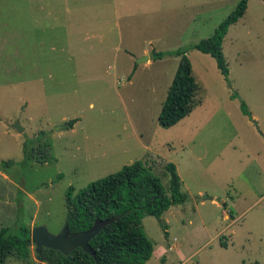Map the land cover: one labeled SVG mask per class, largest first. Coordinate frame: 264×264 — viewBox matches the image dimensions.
Returning <instances> with one entry per match:
<instances>
[{
    "label": "rangeland",
    "instance_id": "obj_1",
    "mask_svg": "<svg viewBox=\"0 0 264 264\" xmlns=\"http://www.w3.org/2000/svg\"><path fill=\"white\" fill-rule=\"evenodd\" d=\"M240 1L0 0V229L57 235L70 188L75 197L136 161L169 195L172 163L188 198L142 219L154 246L146 264H264V1L249 0L223 38L228 79L193 49ZM178 50L196 104L163 128ZM30 140L54 161L25 162ZM6 264L39 262L32 246L29 262Z\"/></svg>",
    "mask_w": 264,
    "mask_h": 264
},
{
    "label": "trees",
    "instance_id": "obj_2",
    "mask_svg": "<svg viewBox=\"0 0 264 264\" xmlns=\"http://www.w3.org/2000/svg\"><path fill=\"white\" fill-rule=\"evenodd\" d=\"M249 0H241L218 26L212 36L200 41L193 49L210 55L217 69L228 79L229 71L222 52V41L228 28L241 19L248 8ZM264 1V0H263ZM186 50L174 53L179 57L176 74L168 88L162 104L158 122L163 128H171L192 112L196 101L198 85L192 74V65ZM165 54L153 52L151 59L159 60ZM234 97L239 98L237 95ZM242 113L251 117L243 101H240ZM77 120L66 122L65 127L72 129ZM42 132L39 136L44 135ZM36 139H38V137ZM30 140L23 148L24 161L38 164L54 161L51 153H34ZM49 150L51 145L46 143ZM169 173V195L161 180L151 173L145 164L136 161L122 167L116 173L91 183L71 197L73 189L66 194L65 226L69 234L82 233L100 224V232L89 243L91 253L81 248L68 256L59 251L42 248L36 252L31 243V232L21 229L12 234L10 229H0V264H6L9 258L27 263L34 247V257L39 264H146L152 257L154 246L143 231L142 219L147 216L160 219L172 206L183 205L187 195L181 189V180L172 163L165 165ZM165 229V228H164ZM167 233H165L166 236ZM225 247L224 243H221Z\"/></svg>",
    "mask_w": 264,
    "mask_h": 264
},
{
    "label": "water",
    "instance_id": "obj_3",
    "mask_svg": "<svg viewBox=\"0 0 264 264\" xmlns=\"http://www.w3.org/2000/svg\"><path fill=\"white\" fill-rule=\"evenodd\" d=\"M144 60H147L145 57ZM18 132H22L19 124L15 125ZM100 224H96L91 230L82 233L69 234L67 227L57 235L50 234L44 227H36L31 231V243L35 246L36 252L42 248L55 250L68 256L77 248H81L87 253H91L89 243L100 232Z\"/></svg>",
    "mask_w": 264,
    "mask_h": 264
},
{
    "label": "crops",
    "instance_id": "obj_4",
    "mask_svg": "<svg viewBox=\"0 0 264 264\" xmlns=\"http://www.w3.org/2000/svg\"><path fill=\"white\" fill-rule=\"evenodd\" d=\"M206 198H207V197H206ZM206 198H204V199H206ZM213 203L216 204V202H214V201H213ZM217 205H218V204H217ZM224 216H225V218H228V216H227L226 213L224 214ZM186 261H187V260H186Z\"/></svg>",
    "mask_w": 264,
    "mask_h": 264
}]
</instances>
